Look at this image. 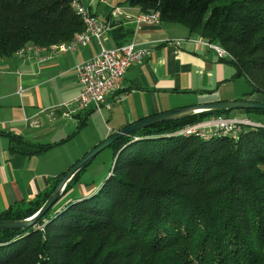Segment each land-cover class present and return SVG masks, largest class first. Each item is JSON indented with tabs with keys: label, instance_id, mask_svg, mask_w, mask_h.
Listing matches in <instances>:
<instances>
[{
	"label": "trees",
	"instance_id": "obj_1",
	"mask_svg": "<svg viewBox=\"0 0 264 264\" xmlns=\"http://www.w3.org/2000/svg\"><path fill=\"white\" fill-rule=\"evenodd\" d=\"M73 1L0 0V58L83 33ZM124 1L218 43L250 83L249 96H264V0ZM112 25L117 46L131 42L132 27ZM219 115L252 118L264 110L206 111L117 140L97 193L54 210L89 163L34 227L0 230V264H264V128L244 127L237 139L176 135ZM67 173L0 220L33 216Z\"/></svg>",
	"mask_w": 264,
	"mask_h": 264
},
{
	"label": "crops",
	"instance_id": "obj_2",
	"mask_svg": "<svg viewBox=\"0 0 264 264\" xmlns=\"http://www.w3.org/2000/svg\"><path fill=\"white\" fill-rule=\"evenodd\" d=\"M84 1L105 21L115 8L130 15L142 13L124 0ZM113 23L132 27L131 42L151 54L126 71L120 88L100 112L89 108L67 117L60 105L80 93L76 67L103 48L117 46L112 32L119 27L112 25L101 39L43 61L40 57L46 51L35 52L32 46L23 54L0 58V213L33 201L90 150L131 124L185 107L256 95L249 96L251 85L237 77L231 58H219L183 25L134 24L124 16ZM177 39L183 42L175 45ZM47 145L52 147L41 148ZM102 162L97 155L63 201L97 193L101 184L92 178L102 174Z\"/></svg>",
	"mask_w": 264,
	"mask_h": 264
},
{
	"label": "built area",
	"instance_id": "obj_3",
	"mask_svg": "<svg viewBox=\"0 0 264 264\" xmlns=\"http://www.w3.org/2000/svg\"><path fill=\"white\" fill-rule=\"evenodd\" d=\"M93 2L94 0H90ZM83 8L86 9L87 17L90 18L89 30L80 38L77 45L66 48V50H58L46 52V56L40 57V60L52 58L58 54H67L76 51L78 45H87L92 39H101L111 31L114 20L124 16L127 21L134 24H151L157 25L161 23L160 16L142 17L139 13L130 15L123 13L120 8H115L111 12L109 20H101L93 14L90 7L81 0ZM74 1L71 6L73 7ZM197 41V40H195ZM200 43L215 51L219 58L224 59L225 56L219 50L218 43L209 42L207 40H198ZM183 39L174 40L175 45H180ZM35 52H41L42 49L31 48ZM151 54L150 49L139 46L134 42L126 43L121 46L112 48H103L102 51L95 57L79 64L76 67L77 77L81 83L80 93L72 100L62 103L60 106L64 109V115L71 117L77 112L92 108L96 111H101L106 105L107 99L114 94L121 86L126 71L134 64ZM248 125L264 126V123L255 121L249 117L242 116H211L208 119L187 125L182 129H195L200 133L208 130H223L235 133L241 127ZM42 229V226H39Z\"/></svg>",
	"mask_w": 264,
	"mask_h": 264
},
{
	"label": "water",
	"instance_id": "obj_4",
	"mask_svg": "<svg viewBox=\"0 0 264 264\" xmlns=\"http://www.w3.org/2000/svg\"><path fill=\"white\" fill-rule=\"evenodd\" d=\"M244 109H257L264 110V101H256L253 99H243L236 101H220L207 104H199L196 106L185 107L165 113H160L139 122L131 124L130 126L115 132L103 142L90 150L85 156H83L62 178L56 189L52 192L50 197L42 205V207L31 217L22 220H0V230H20L30 229L36 225V223L62 198L67 185L79 173L87 164H89L102 150L110 147L117 140L130 136L131 134L140 131L142 129L149 128L153 125L174 121L182 118H186L195 114H199L206 111H224V110H244Z\"/></svg>",
	"mask_w": 264,
	"mask_h": 264
},
{
	"label": "bare ground",
	"instance_id": "obj_5",
	"mask_svg": "<svg viewBox=\"0 0 264 264\" xmlns=\"http://www.w3.org/2000/svg\"><path fill=\"white\" fill-rule=\"evenodd\" d=\"M73 9L76 11V13L82 18L86 29L83 33L77 34L75 36V38L73 40H71L70 42H64L58 45H53L51 47H39V46H32L31 48H36V49H42V51H46V52H52V51H58V50H66V48L69 47H73L75 45H77L78 41L80 40L81 37L84 36V34L89 30L90 27V18L87 17L86 14V9L83 8V3H81V0H75L74 1V5H73ZM140 15H142V17H156V16H160L159 12H150V13H140ZM219 50L223 53V55L229 58H232V56L230 55V53L225 50L224 48H222L219 44H218ZM28 47L18 51L16 54H23L24 51L27 50ZM247 128H260L264 126H259V125H248V126H244ZM239 129V131H236L235 133L231 132V131H223V130H208L205 131L204 133H200L199 131H195V129H182V131H179L176 133V135H182V136H189V135H196L199 136L201 138H204L206 140L211 139L212 136L214 135H224L227 136L229 138L232 139H237L239 132L242 130V128Z\"/></svg>",
	"mask_w": 264,
	"mask_h": 264
},
{
	"label": "rangeland",
	"instance_id": "obj_6",
	"mask_svg": "<svg viewBox=\"0 0 264 264\" xmlns=\"http://www.w3.org/2000/svg\"><path fill=\"white\" fill-rule=\"evenodd\" d=\"M232 59V58H231ZM254 97H252V99L254 100H258V101H264V96L256 93V95H253ZM252 118L253 120H258V121H261L262 123H264V116H254L252 115ZM251 118V119H252ZM187 126V125H186ZM185 127V126H184ZM183 128V127H182ZM99 160H103L102 163H105L104 164V167H103V171H102V174L99 175V176H94V178H92L94 180V184L95 183H98L99 185L103 183V181L106 179L107 175L109 174L111 168H112V163H113V160H114V152H113V149L108 147L104 150H102L99 154ZM77 195V194H76ZM68 202V200H64L63 199L55 206L54 210L56 209H59L61 206H65L64 204H66ZM24 208H27L28 207V204L24 205L23 206Z\"/></svg>",
	"mask_w": 264,
	"mask_h": 264
}]
</instances>
